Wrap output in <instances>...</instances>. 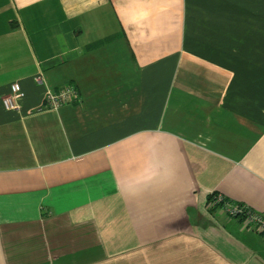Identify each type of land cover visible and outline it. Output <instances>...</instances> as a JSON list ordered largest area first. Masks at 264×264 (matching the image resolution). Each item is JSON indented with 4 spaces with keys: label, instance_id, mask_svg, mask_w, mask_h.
Instances as JSON below:
<instances>
[{
    "label": "crops",
    "instance_id": "obj_1",
    "mask_svg": "<svg viewBox=\"0 0 264 264\" xmlns=\"http://www.w3.org/2000/svg\"><path fill=\"white\" fill-rule=\"evenodd\" d=\"M215 194L264 216V0H0V264H264Z\"/></svg>",
    "mask_w": 264,
    "mask_h": 264
},
{
    "label": "built area",
    "instance_id": "obj_2",
    "mask_svg": "<svg viewBox=\"0 0 264 264\" xmlns=\"http://www.w3.org/2000/svg\"><path fill=\"white\" fill-rule=\"evenodd\" d=\"M23 95L24 93L21 91V88L17 84H14V86H12V92L2 97L4 108L7 110L18 108L19 100ZM72 95H74L73 92L65 90L59 93V95L50 94L49 99L52 102L58 103L59 100H68ZM212 199L213 202L222 204L224 211L229 216H240L245 222L255 225L260 231H264V216L262 214L253 212L243 205L225 201L220 194L213 195Z\"/></svg>",
    "mask_w": 264,
    "mask_h": 264
}]
</instances>
